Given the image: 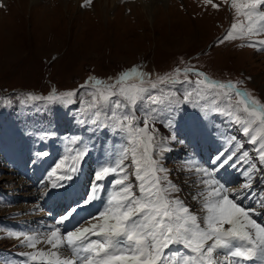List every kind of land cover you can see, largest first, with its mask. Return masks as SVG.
Returning <instances> with one entry per match:
<instances>
[{"label": "snow or ice", "instance_id": "1", "mask_svg": "<svg viewBox=\"0 0 264 264\" xmlns=\"http://www.w3.org/2000/svg\"><path fill=\"white\" fill-rule=\"evenodd\" d=\"M91 2L84 0L81 6ZM203 3L220 8L213 0ZM230 7L237 22L218 43L244 39L242 46L264 54V40L251 39L264 35V0H231ZM190 73L197 77L194 82ZM148 75L133 67L110 83L90 77L78 90L52 89L47 96L27 94L23 99L13 94L24 107L38 102H44L45 110L64 107L80 129L66 138L70 154L42 180L46 189L73 181L99 144L104 162L92 173L77 207L102 206L72 229L61 226L76 208L43 229L7 230L0 239H14L29 251L0 259V264H264V223L258 219L264 216V102L241 90L242 81L217 82L191 68L183 73L177 68L175 75L157 77L146 87ZM193 83L182 94L160 87ZM233 97L238 98L235 104ZM188 105L198 109L200 123L181 139L176 124ZM54 135L35 133L38 139ZM193 138L222 147L203 162L195 152H186L179 167L168 168L169 155L190 148ZM233 172L239 180H229ZM181 176L185 179L177 183ZM185 187L195 189L188 193L190 202L182 198Z\"/></svg>", "mask_w": 264, "mask_h": 264}, {"label": "rangeland", "instance_id": "2", "mask_svg": "<svg viewBox=\"0 0 264 264\" xmlns=\"http://www.w3.org/2000/svg\"><path fill=\"white\" fill-rule=\"evenodd\" d=\"M135 1L120 0L113 4L111 0H92L89 6L82 7L84 0H0V236L6 235L7 230L18 231L21 225L25 232H31L44 220L59 217L61 211L54 209L46 213L36 205L43 206L44 198L39 200L47 190L41 183V178L46 176H38L37 171L41 166L38 173L45 175L69 155L66 138L80 132L64 107L47 108L48 119L40 120L37 106L44 107V102L32 108L24 107L13 94L23 99L33 89L46 95L52 89L58 93L78 90L90 77L110 83L133 67L149 74L144 86L150 87L157 77L175 75L177 68L181 73L191 68L221 83L243 79V84L252 86L254 94L264 102V54L242 46L247 43L244 39L218 43L237 22L231 0L227 4L213 0L220 5L219 10L205 5L203 0H155L146 9ZM251 39L264 40V35ZM179 79L183 80V75ZM196 79L194 74H189V80ZM11 87L14 92L9 90ZM160 87L178 89L182 94L195 85ZM5 96L13 100L12 104L6 102ZM234 99L238 98L233 97V104ZM197 111L191 105L182 110L176 124L181 139L199 125ZM49 113L54 118L53 127L49 125ZM137 115H143L139 106ZM45 130L55 135L45 139L35 136ZM210 141L200 139L197 143L193 138L190 148L169 155L166 166L179 167L186 152H195L202 162L207 161L222 147L219 142ZM247 148L250 153L254 151L251 145ZM42 151L49 153L46 157L49 166L38 162L36 154ZM33 160L38 164H33ZM102 162L104 156L97 144L77 176L83 175L84 184L88 185ZM70 163L69 160L67 164ZM228 178L240 179L234 172ZM183 179L185 176L177 179V183ZM194 190L185 187L182 198L190 202L188 193ZM55 199L64 204L67 201L65 197ZM258 219L264 223V216ZM18 243L14 239H0V259L16 258L17 253L25 252L24 247H17Z\"/></svg>", "mask_w": 264, "mask_h": 264}, {"label": "bare ground", "instance_id": "3", "mask_svg": "<svg viewBox=\"0 0 264 264\" xmlns=\"http://www.w3.org/2000/svg\"><path fill=\"white\" fill-rule=\"evenodd\" d=\"M33 1H35V0H33ZM65 1H67V0H65ZM119 1L120 0H111V2L113 4H116ZM128 1H130V0H128ZM136 1H135L136 3L141 4L142 8H145L146 9L155 0H136ZM81 98L82 99H86L88 97L81 96ZM191 126H193V124ZM62 131H63V127H62ZM38 159H39L38 162H39L40 165H42V164L45 163V166H48V159L46 157H39ZM99 161H100V159H99ZM38 162H37V164H38ZM196 162H197L196 160L193 161V163H196ZM36 171H37V169H36ZM38 171H41V166H40V168H39ZM38 171H37L38 176H40V177L46 176V173H47L46 171H45L46 172L45 175L39 174ZM41 179L44 180L45 177H43ZM84 182H85L84 179L83 178L81 179V175H80V177L79 176L78 177H75V179L73 181L67 183L65 185V187L58 188V189H51L50 187H48L47 190L44 189L45 191H49L48 195H45V196L44 195H41L40 196L41 198H40L39 201H43L41 199L44 198L43 204L44 203H47V205H51V203L56 202V204L52 206V209L50 211H53L54 209H56V211H61V213L59 214V217L62 216V215H64L65 213H67L68 211H70L73 208H76L77 209L76 212L74 213V214H76L75 217H74V214H73L72 218L69 221L65 222L64 225L61 226L62 227V230L63 229H72V228H74L78 223L81 222V220L84 221L83 219H84V217L86 215L91 214L93 210L96 211V209H97V207H96L97 204L96 203H93V204H91L89 206H86V207H84V206L77 207L78 203L86 195L85 192H84V189H83L86 186V184H84ZM39 188L41 189V188H43V186H40ZM48 197H51V200H48ZM59 197H61V198L62 197L63 198L66 197L65 199H67V201H66V203L64 204L63 207H62V204L61 203H58V201L55 199V198H59ZM36 205L39 206V208L41 209L42 212H46V213H49L50 212V211H47L46 209H43L41 207L42 204L37 203ZM48 216H49V214H47V216H45L46 217L45 219H48ZM46 221L47 220H44V223L41 224V225L40 224H37V228L41 229V227L44 226V225H46V224H47L46 226H51L54 223L53 217L50 218L47 222ZM21 227H22V225L19 226V228H21ZM19 228H18V231H24L23 230L24 227L21 228L22 230L19 229ZM40 247H44V246L41 245ZM25 251H29V249L25 248Z\"/></svg>", "mask_w": 264, "mask_h": 264}, {"label": "trees", "instance_id": "4", "mask_svg": "<svg viewBox=\"0 0 264 264\" xmlns=\"http://www.w3.org/2000/svg\"><path fill=\"white\" fill-rule=\"evenodd\" d=\"M9 90H14V87L9 88ZM9 99H11V98L7 96V101H8Z\"/></svg>", "mask_w": 264, "mask_h": 264}]
</instances>
